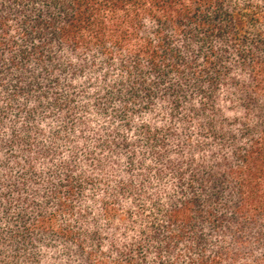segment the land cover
I'll list each match as a JSON object with an SVG mask.
<instances>
[{
    "label": "trees",
    "instance_id": "1",
    "mask_svg": "<svg viewBox=\"0 0 264 264\" xmlns=\"http://www.w3.org/2000/svg\"><path fill=\"white\" fill-rule=\"evenodd\" d=\"M0 264H264V0H0Z\"/></svg>",
    "mask_w": 264,
    "mask_h": 264
}]
</instances>
